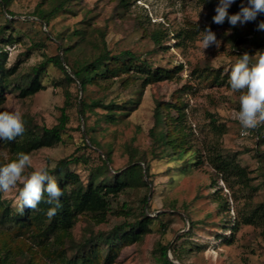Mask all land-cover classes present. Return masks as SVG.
I'll return each instance as SVG.
<instances>
[{
	"label": "rangeland",
	"instance_id": "obj_1",
	"mask_svg": "<svg viewBox=\"0 0 264 264\" xmlns=\"http://www.w3.org/2000/svg\"><path fill=\"white\" fill-rule=\"evenodd\" d=\"M237 1L247 3V0H235V3ZM61 2L66 7L56 12L48 25L34 14L38 6L50 10ZM218 2L12 0L9 6L15 14L14 22L9 23L21 38L14 44L5 45L7 66L17 64L22 72L62 53V47L70 44H76L69 54L71 61L90 59L106 45L112 53L131 50L154 65L184 66L176 78L143 88L137 108L115 124L106 122L107 110L102 107L88 110L84 118L79 112L78 95L88 102L101 99L105 103L112 100L121 103L133 95L137 99L142 90L140 84L126 85L115 80L89 85L83 92L78 81L55 85V80H62L64 74L53 65H49L43 75L45 89L26 99L11 93L0 108V111L19 109L25 122L35 126L55 125L64 108L69 115L64 141L33 152L30 155L32 168L25 174L42 165L53 168L61 158L84 152L91 155V166L95 167L102 164L99 154L111 151L113 160L109 168L112 172L126 168L133 157L147 160L151 167L150 176H146L148 187L135 188L114 197L107 221L95 223L83 216L73 229L75 240L82 241L91 234L133 221L141 216L143 208L148 215L154 216L152 231L141 242L126 247L114 264H159L160 246L166 244H169L168 255L176 264H264V227L244 222L237 228L234 226V221L241 218V213L248 207L264 206V144L259 142V127L243 136L236 119L239 93H232L228 82L212 83L193 73L197 67L211 66L222 67L223 73L230 76L232 65L241 55L247 52L258 57L264 52V46L257 47L241 37L237 45L232 41V37L239 34L249 39L255 28L253 22L235 27L227 23L214 26L212 17ZM235 3L228 9L230 15L238 12ZM7 16V10L0 4V28L7 23ZM207 28L215 33L219 48L213 44L204 49L201 32ZM159 32L161 42L157 43L153 35ZM176 99L185 105V132L190 141L187 156L183 158L168 152L163 155L151 134L156 102H175ZM173 114L177 115L175 109ZM219 125H225L226 132L220 133ZM87 127H94L89 135ZM84 135L89 144L92 136L100 146L84 147ZM197 151H201L205 159L209 152L216 151L228 160L234 159L248 166L258 190L250 196L234 180L232 186H228L207 160L184 168L187 159L195 157ZM259 153L263 157H258ZM5 156L8 161L15 157L9 147L0 142V164L7 162ZM100 167L97 179L106 175L105 168ZM73 168L87 179L89 169L84 163L74 164ZM215 181H218V187ZM21 187L22 183H18L15 189L3 193V199L13 208H19L17 200ZM145 195L148 197L146 204ZM222 196L230 200V209L222 205ZM126 204L133 209L126 212ZM7 238L13 240L8 248L14 251L15 264H59L61 261V256L49 252L32 232L18 235L15 229L4 228L0 240L5 242ZM73 251L69 242L63 248L67 256Z\"/></svg>",
	"mask_w": 264,
	"mask_h": 264
},
{
	"label": "trees",
	"instance_id": "obj_2",
	"mask_svg": "<svg viewBox=\"0 0 264 264\" xmlns=\"http://www.w3.org/2000/svg\"><path fill=\"white\" fill-rule=\"evenodd\" d=\"M12 0H0L2 8L7 10V23L0 28V108L8 101V95L16 93L21 99L29 98L41 90L46 88L43 81V75L47 72L48 66L53 65L62 70L64 76L62 80H55V85L71 84L78 81L81 90L86 91L89 85L101 84L121 80L126 85L140 84V96L135 99L131 97L127 101L118 102L112 100L108 103L101 99H93L87 101L84 96L78 95L80 98L79 112L82 116H86L88 110L94 111L96 107H102L107 110L104 115L106 122L119 123L122 117L131 113L137 108L142 98L143 88L152 83H157L167 79H174L183 71V64L175 65L172 68L154 65L153 62L142 58L131 50H123L118 53H112L105 45L90 59L84 61H71L70 52L75 48L76 44H70L62 47L63 52L54 56H50L39 64L33 66L31 70L22 72L17 64L12 67L7 66L8 52L5 45L14 44L21 38L17 34L14 27L9 22H14V12L9 9ZM126 1L125 4H127ZM243 2L235 3V10H240ZM64 2L50 10L37 7L34 14L39 17L45 25L50 24V20L62 8L66 7ZM246 4V3H244ZM227 23V20L224 22ZM223 23V24H224ZM254 29L251 31L252 36L245 39L246 36L239 34L232 37L235 45L239 43L238 39L248 40L257 47L264 46V29L258 27L264 23V14L258 15L253 21ZM214 26H221L214 23ZM77 34L78 31H76ZM154 39L157 43L161 42L160 32L154 33ZM82 39L84 38L81 34ZM247 42V41H246ZM197 76L207 79L212 83L228 82L229 73H223V68H214L206 66L197 67L193 71ZM177 111V115L173 114V110ZM154 125L151 128V134L161 149L163 155L176 154L180 158L186 157L190 148L188 135L185 132L186 111L184 103L176 99L175 102L161 101L156 102L154 109ZM215 121V120H214ZM69 122V115L64 108L60 120L53 126H35L28 121L25 122V131L21 136L16 137L13 141L0 140L2 144L14 153V159L18 153H26L31 155L44 147H53L64 141V133ZM218 127V125H215ZM87 134L94 127H87ZM220 133L226 132L225 125H219ZM259 142L264 144V124L258 128ZM82 145L92 148L93 145L100 146L94 137H90L91 144L88 143L86 135L82 136ZM102 148V147H101ZM197 151L195 157L187 159L186 165H200L206 160L212 164L215 171L225 180L228 186H232V181L240 184L252 196L254 191L258 190V186L253 184L252 170L248 166L241 165L236 160H228L216 151H211L206 159L204 154ZM263 157L261 153L257 155ZM91 155L79 153L78 155H70L61 158L55 167L48 168L50 174L55 177L58 185L63 193L59 198V207L56 214L49 218L47 211L56 207L55 202L48 204L45 194L44 200L38 205L37 209L32 210L25 207L23 211L20 208H13L3 199V193H0V232L4 228L15 229L16 234L23 235L33 233L43 244V246L51 253L55 252L61 256L59 264H114L126 247L141 242L145 236L152 231L151 225L156 220L154 216H150L142 210L140 217L133 221H125L116 225L109 231L91 234L82 241H76L73 236V229L79 220L86 216L95 223H103L108 220L111 211L112 199L121 193L129 190L148 187L149 183L146 176H150L151 167L143 157H133L129 165L123 169H116L113 172L109 168L112 162L111 151H104L99 154L102 167L105 168L106 175L97 179V172L101 169L100 165L91 166ZM84 163L88 169V177L85 180L82 175L73 168L74 164ZM264 167V158L262 159ZM145 164V165H144ZM90 165V167H89ZM217 187L218 181H215ZM215 185V186H216ZM221 189L223 187H220ZM227 209H230V200L224 196L221 197ZM144 203H147L148 197L144 196ZM126 212L133 207L125 205ZM241 218L235 222V228L241 222L246 224H258L264 227V206L259 205L253 208H247L241 213ZM240 217V216H239ZM237 222V223H236ZM5 231V230H3ZM264 236V228L262 231ZM53 240V241H52ZM12 239L0 240V264H15V258L12 257L14 251L9 247ZM68 242L73 247V253L67 256L63 252V248ZM57 244V245H56ZM169 244L160 246L159 264H176L168 255Z\"/></svg>",
	"mask_w": 264,
	"mask_h": 264
},
{
	"label": "clouds",
	"instance_id": "obj_3",
	"mask_svg": "<svg viewBox=\"0 0 264 264\" xmlns=\"http://www.w3.org/2000/svg\"><path fill=\"white\" fill-rule=\"evenodd\" d=\"M235 0H219L215 7V15L212 20L217 25H222L226 20L235 27L253 22L258 15L264 14V0H247L241 3L240 10L235 14H229L228 9ZM258 27L264 28V23ZM201 42L204 49L215 44L217 48L220 42L215 33L207 28L201 32ZM229 85L232 93H239V110L236 112L242 135L247 136L249 130L256 129L264 124V52L258 57L250 56L247 52L232 65L230 69ZM25 131V120L19 109L0 111V140L13 141ZM0 164V193H7L22 183L18 192L17 203L21 211L25 207L35 210L47 195V203L53 204L47 211L49 218L56 214L59 198L63 195L57 180L52 176L47 166L32 168V158L29 154L18 153L16 159Z\"/></svg>",
	"mask_w": 264,
	"mask_h": 264
},
{
	"label": "built area",
	"instance_id": "obj_4",
	"mask_svg": "<svg viewBox=\"0 0 264 264\" xmlns=\"http://www.w3.org/2000/svg\"><path fill=\"white\" fill-rule=\"evenodd\" d=\"M250 131V130H249ZM243 136H245V135H243Z\"/></svg>",
	"mask_w": 264,
	"mask_h": 264
},
{
	"label": "water",
	"instance_id": "obj_5",
	"mask_svg": "<svg viewBox=\"0 0 264 264\" xmlns=\"http://www.w3.org/2000/svg\"><path fill=\"white\" fill-rule=\"evenodd\" d=\"M171 259V257H169Z\"/></svg>",
	"mask_w": 264,
	"mask_h": 264
}]
</instances>
